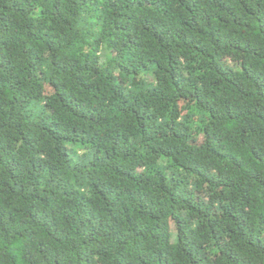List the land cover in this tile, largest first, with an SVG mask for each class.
I'll return each mask as SVG.
<instances>
[{
    "label": "trees",
    "instance_id": "1",
    "mask_svg": "<svg viewBox=\"0 0 264 264\" xmlns=\"http://www.w3.org/2000/svg\"><path fill=\"white\" fill-rule=\"evenodd\" d=\"M0 264H264V0H0Z\"/></svg>",
    "mask_w": 264,
    "mask_h": 264
}]
</instances>
